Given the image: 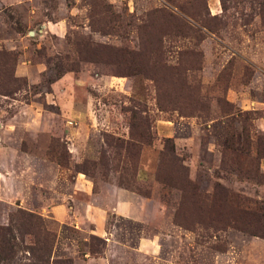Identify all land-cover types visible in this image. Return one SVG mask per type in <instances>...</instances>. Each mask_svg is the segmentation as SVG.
<instances>
[{"label": "rangeland", "instance_id": "rangeland-1", "mask_svg": "<svg viewBox=\"0 0 264 264\" xmlns=\"http://www.w3.org/2000/svg\"><path fill=\"white\" fill-rule=\"evenodd\" d=\"M261 1L0 0V264H264Z\"/></svg>", "mask_w": 264, "mask_h": 264}, {"label": "trees", "instance_id": "trees-1", "mask_svg": "<svg viewBox=\"0 0 264 264\" xmlns=\"http://www.w3.org/2000/svg\"><path fill=\"white\" fill-rule=\"evenodd\" d=\"M220 1V5L222 9H225V3L224 0H219ZM248 2H257L258 0H247ZM259 6H263L264 3L261 1L260 3H258ZM264 8H260V15L263 12ZM167 142H169V139H166ZM260 210H262V208H257V210H240V211H236L238 215H236L238 217L239 220H244L243 224H246L248 226H250V228H252V231H249L250 234L254 235V236H259L264 238V226L261 223V212ZM29 218H32V215L30 214H26ZM252 226V227H251ZM7 233L10 232L8 229L6 230ZM9 234V233H8ZM10 235V234H9ZM5 243L7 244L6 246L10 249L11 248V239L12 238H7L5 237V234H3V236H1ZM44 239H47L45 241V246L42 245L41 249H42V253L41 254H46L48 252V245L53 241V237L52 235L45 233L44 232ZM47 244V246H46Z\"/></svg>", "mask_w": 264, "mask_h": 264}]
</instances>
